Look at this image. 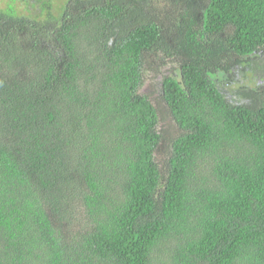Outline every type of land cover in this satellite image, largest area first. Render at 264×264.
I'll list each match as a JSON object with an SVG mask.
<instances>
[{"label": "trees", "instance_id": "obj_1", "mask_svg": "<svg viewBox=\"0 0 264 264\" xmlns=\"http://www.w3.org/2000/svg\"><path fill=\"white\" fill-rule=\"evenodd\" d=\"M0 264H264V0H0Z\"/></svg>", "mask_w": 264, "mask_h": 264}, {"label": "rangeland", "instance_id": "obj_2", "mask_svg": "<svg viewBox=\"0 0 264 264\" xmlns=\"http://www.w3.org/2000/svg\"><path fill=\"white\" fill-rule=\"evenodd\" d=\"M169 73H173V67H169ZM152 76H148L144 79L141 93L149 95L152 99H156L159 96L160 85L159 82L154 78V72H151Z\"/></svg>", "mask_w": 264, "mask_h": 264}]
</instances>
